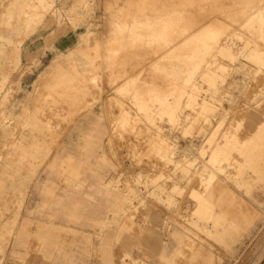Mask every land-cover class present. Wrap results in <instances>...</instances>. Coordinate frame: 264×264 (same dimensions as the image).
I'll return each instance as SVG.
<instances>
[{"label":"rangeland","instance_id":"1","mask_svg":"<svg viewBox=\"0 0 264 264\" xmlns=\"http://www.w3.org/2000/svg\"><path fill=\"white\" fill-rule=\"evenodd\" d=\"M16 1L0 0V167L5 162L18 165L12 181L5 178L0 186V264H201L199 256L186 261L189 242L200 245L202 256L211 254V264H264V176L258 180L247 167L252 184L250 189L240 186L235 172L241 155L236 149L229 150L228 159L210 160L225 136L235 135L240 145L264 123V65L251 56L253 47L264 51V35L244 19L202 22L226 24L220 28L221 39L231 43L234 56L215 47L200 51V66L216 70V79L210 83L201 69L194 87L185 77L189 69L177 56L187 55L189 68L185 41L191 42V33L184 31L178 42L182 48L172 51L157 49L155 41H141L145 31L164 29L162 34L176 36L177 25L165 24L170 0L148 1V18L156 21L150 29L138 25L143 19L140 0H55L49 8L30 7L37 0H24L20 11ZM258 6L264 8V0ZM86 23L90 32H80ZM132 23L136 39L130 44ZM246 31L249 42L243 49L240 33ZM19 44L29 53L17 49ZM49 44L66 54L56 56ZM55 57L62 66L75 64L79 71L73 85L85 86L86 92L76 103L61 101L60 93L70 88L55 71L46 72ZM112 69L118 71L113 75ZM166 94L178 105L176 121L158 114L156 98ZM28 107L39 112L49 129L37 151L15 159V152H21L12 142L17 132L28 128L23 124ZM122 114L127 122L121 121ZM90 115L98 123L83 126L79 133L75 120ZM2 126L12 134H1ZM88 130L100 132L98 144L85 148ZM165 135L171 141L170 160L161 155ZM69 139L76 142L68 144ZM67 164L78 174L69 176ZM211 171L214 176L208 181ZM196 191L213 201L217 211L239 212L246 201L257 217L248 229L220 242L200 227L206 221L194 214ZM191 217L197 225L188 220ZM175 228L189 238H183L179 253L171 256L177 247L171 235ZM20 229L25 230L23 240ZM48 232L61 252L50 243L39 244L37 237ZM162 244L167 246L164 258L159 256Z\"/></svg>","mask_w":264,"mask_h":264},{"label":"bare ground","instance_id":"2","mask_svg":"<svg viewBox=\"0 0 264 264\" xmlns=\"http://www.w3.org/2000/svg\"><path fill=\"white\" fill-rule=\"evenodd\" d=\"M54 1L55 0H48L47 2H44V0H37V3H32V4L30 3V7L31 6L44 7L45 5L46 8H49L53 6ZM148 1L149 0H140L142 4V8H140V11H141V15L143 19L140 20L141 23H139L138 25L142 26V28L150 29V27L155 28L156 21L148 18L150 15L148 12V9H149L148 4H147ZM260 1L262 0H170V1H167V2H170V4L165 13L166 17L168 18L165 21V24L166 26L168 25L169 27L172 26L173 23L177 25L178 31L176 33V36L174 37L171 32L169 33V31H166L167 32L166 35L162 34V32H164V29H162V31L152 30L148 32L145 31L143 33V37L141 38V41L143 45L148 44L149 40L155 41L154 46L157 49H164V50L172 51L173 49L182 48L183 42L182 44L178 42H179L180 37L185 33L184 31H187L186 34L191 33L192 35L190 39L191 42L189 43V42H186L187 40L185 41L186 45H188V48L190 50L189 68H187V55L185 56H183V54L177 55V56H181L179 58V61L182 62V64L186 65L185 70L187 71V69H189V73H187L185 77L187 79H190L193 83V81L195 80V75L197 74L199 70L202 69L203 76L206 78V80L209 81L210 83H214L216 79V76H215L216 70H214L213 68L209 66H205V67L200 66L202 58L199 52L203 50L208 51L209 49L215 47L221 54L226 55L230 58H233L234 53L232 50L231 43L222 42V39H221V35L224 33V30H220V28L223 27L222 25H226L225 23L223 24L221 23L217 25V24H212V23L202 24V22L207 21L208 19L214 20V19L224 18L230 21L244 19L246 23L250 24L251 28H254L253 31H255L256 29L259 31L258 32L259 36L261 34L264 35V8L258 6V3H260ZM25 4H24V0H17L16 1L17 10L19 11L23 10L22 7H24ZM37 14L38 13H34V15H37ZM55 14H56V10L53 11L51 15H55ZM78 14L80 16L84 15L80 12H78ZM32 15L33 13H31L30 16ZM128 26H129L130 36H131L128 41L131 44V43H134V40L136 39L135 36H132L133 34H135V32L132 30L134 23L129 24ZM245 26H248V24H245ZM29 28H30V31H32L34 29V26L29 24ZM77 29H78L77 24L74 23V27L72 29L74 33L77 32ZM80 32L89 33L90 32L89 23L84 24L83 30H80ZM240 34H241L240 37L244 40L243 49H247L248 48L247 45L249 42L248 31L244 33H240ZM82 40H84L85 42H88L87 37L85 38L83 37ZM48 46L55 49L56 56L60 57L66 54L65 50L63 48L58 47L57 45L49 44ZM18 47L20 48L22 47L25 54L29 53L27 46L19 44L17 45V49ZM67 48H68L67 49L68 52L72 51L71 45H67ZM17 55H19V53H17ZM251 56L256 63H258L259 65H264V51H262L260 48L253 47ZM16 59L18 60V57ZM240 65L244 66V64L242 63H240ZM218 67L219 69L223 68L220 66ZM118 68L119 67H117V69ZM49 71H55L56 72L55 76L58 78V80L65 81L67 83V88H70L69 90H63L60 93V99L62 102H66L70 104L76 103L78 101L80 94H85L86 92L85 86H74L73 85L74 80L80 79L79 71L76 68L75 64L62 66L58 61V57H55L48 64V68L46 72H49ZM114 71L116 72L118 70L112 69L113 75H114ZM193 86L195 87L194 83H193ZM117 92L120 93V88H117ZM191 92H194V89ZM167 96L168 94L164 96H159L156 98V100L158 101V107H157L158 114L160 117H166L167 120L170 122L176 121L178 118V105L176 104V102L170 101V99ZM189 96L190 98H192L191 96H193V94L191 93ZM52 102L56 103L58 102V100L52 99ZM145 110L147 113H149V111H151V108L147 107ZM45 112H44V115L46 116ZM23 115H25L23 116L24 118L23 124L27 125L28 128L27 130L21 129L19 132H17L18 136L12 142L13 148L15 149V151L21 152V155H17V153L15 152L16 154L15 159H19L21 157L23 158L25 157L24 156L25 154L31 155L33 151H37L39 145L44 141V137L46 135L45 131L49 129V125L44 124L43 120L41 119L39 115V112L36 111V109H32L30 107L25 108V112ZM60 115L62 114L60 113ZM49 116L50 115H47L46 117H49ZM94 116L95 115L93 116L90 115L86 117L85 120H75L74 122L75 127L79 131V133L83 134V126L98 123L99 119ZM127 120H128V117L122 114L121 121L127 122ZM50 123H51L50 125H52V122ZM260 126L261 127H259L258 130L255 131L254 134H252L249 140H247L246 142H243L240 145L235 135L225 136L224 141L214 149L210 157V160L212 162L218 163L219 161L228 159V154H229L228 152L230 149H236L237 151H239L241 156L238 157V164L236 165L235 179H236V182L240 186L241 185L245 186L248 189H250V186L252 184V178L246 170L247 167L251 168V170L259 176L258 180H261L262 179L261 176H264V123ZM99 127L100 125H97L98 129H100ZM99 132L100 130L97 131L96 133L89 132L88 130L85 133L84 135V139H85L84 147L85 148H89L92 145L95 146L98 144L97 141H98ZM9 133L12 134V131L2 126L1 134L6 135ZM74 142H76V140L69 139L68 144L74 143ZM210 142L211 141L209 140L207 143H205L201 150L206 148L207 145L210 144ZM170 143L171 141L168 140L167 135H165L161 139V143H160L161 152H162L161 155L163 157L168 158L169 160L171 159V154L169 150L171 147ZM44 157H46V154L44 155ZM73 158L74 157L72 154L67 155V160L69 162H72ZM54 160H56V156H52V159L49 163L52 170L54 167L52 166V162H54ZM222 166L223 164L220 167L222 168ZM64 168L66 169L69 176L78 174V170L73 169L71 164H67ZM17 169H18L17 164H13L9 162L3 163L0 167V178H1L0 186L5 184V178L11 182ZM51 173L48 176L49 178L48 180H51V177H52ZM213 176H214V172L211 171V173H209L208 181H211ZM207 187L208 186L206 185L205 188ZM48 190H50V188H48ZM194 197L197 199V203L195 202L194 208H193L194 214L203 215L206 221V225H202L200 227L204 228V230L207 233H209L211 236H213L216 240L220 242H224V243L227 242V239L231 237L232 234H235L236 231H239L240 229H243V230L248 229V227L253 223L254 219L257 217V212L250 210L248 202L246 201L242 202L243 210L239 212H229V211H225V209L217 211L215 209L214 202L209 200L206 196H203L200 192L196 191L194 193ZM69 215H71V213ZM104 219L105 218H103L101 222H104ZM188 220H190V222H194L197 225V222H196L197 220L192 219V217L191 219H188ZM18 225H20V223ZM24 231L23 229H20L18 231L21 237L20 239L22 240L24 239ZM171 235L173 239L176 240L175 244H177L176 249L171 252V256H174L175 254L179 253L177 248L181 246L182 244L181 242L183 238H186V237L189 238V236H187V234L179 231L176 228L171 232ZM57 236L58 235H55L56 238ZM37 239L39 240V244H40V241L42 243H50L53 246L51 247L52 250L55 249V251L57 250L61 252V247L56 246V244H54L56 239L51 234V232L50 233L48 232L47 234L43 236L39 235ZM26 245L28 246V244ZM188 246H190V254H188V259L186 260L188 263L194 262V259L197 256L201 257L200 259L201 264H211L213 262L211 254L202 256L203 254H201L200 252V245H195L189 242ZM159 250H161L159 256H161V258H164L165 256L164 253H165V250H167V246L162 244L161 249ZM64 256L68 257L66 254ZM168 262L169 264H172V260H169Z\"/></svg>","mask_w":264,"mask_h":264},{"label":"crops","instance_id":"3","mask_svg":"<svg viewBox=\"0 0 264 264\" xmlns=\"http://www.w3.org/2000/svg\"><path fill=\"white\" fill-rule=\"evenodd\" d=\"M154 246H157V248H158V241H157V243L155 242V245Z\"/></svg>","mask_w":264,"mask_h":264}]
</instances>
